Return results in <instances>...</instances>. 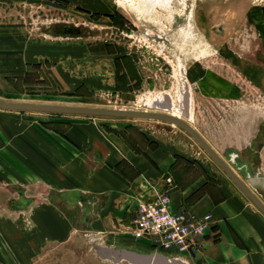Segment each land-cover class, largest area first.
I'll return each mask as SVG.
<instances>
[{
  "label": "rangeland",
  "instance_id": "obj_1",
  "mask_svg": "<svg viewBox=\"0 0 264 264\" xmlns=\"http://www.w3.org/2000/svg\"><path fill=\"white\" fill-rule=\"evenodd\" d=\"M35 40L86 46L98 58L112 55L114 83L100 90L80 85L60 92L48 73L23 70L21 50ZM8 49L16 51L4 52ZM0 57H9L0 59L3 101L166 114L181 108L184 121L264 205V193L253 191L243 178L246 171L251 175L258 169L259 178L264 179V0H0ZM86 61L74 65L83 66ZM216 82L226 86L223 95L215 93ZM161 100L165 107H158ZM117 121L141 125L160 139L172 140L183 157L199 160L208 172L227 178L177 127L155 120ZM231 154L236 155L235 165L230 164ZM236 166L241 168L239 172L234 170ZM21 188L14 191L20 201L25 196ZM3 189L0 184V198L10 197ZM23 202L28 203L27 199ZM73 245L76 252L48 251L42 262L130 264L103 258L96 247L161 253L145 245L140 250L110 247L85 231Z\"/></svg>",
  "mask_w": 264,
  "mask_h": 264
},
{
  "label": "crops",
  "instance_id": "obj_2",
  "mask_svg": "<svg viewBox=\"0 0 264 264\" xmlns=\"http://www.w3.org/2000/svg\"><path fill=\"white\" fill-rule=\"evenodd\" d=\"M57 45L26 43L21 50L24 72L48 73L60 92L80 85L100 90L114 83L112 55L98 58L86 46ZM76 61L86 64L74 65ZM213 86L215 93L226 91L224 84ZM41 115L0 110V184L10 194L0 198L5 203L0 204V264H45L42 256L59 249L71 254L83 231L110 247L140 250L145 245L159 252L151 241L135 239L132 228L137 205L160 191L168 193L173 210L184 206L195 216L212 215L201 249L181 255L182 264H264L261 214L227 178L183 157L172 140L117 118L101 122ZM256 170L251 175L245 170L243 178ZM19 187L25 194L21 201L20 195L14 197ZM251 189L262 195L261 189Z\"/></svg>",
  "mask_w": 264,
  "mask_h": 264
},
{
  "label": "water",
  "instance_id": "obj_3",
  "mask_svg": "<svg viewBox=\"0 0 264 264\" xmlns=\"http://www.w3.org/2000/svg\"><path fill=\"white\" fill-rule=\"evenodd\" d=\"M0 110L89 117L145 119L161 121L171 124L177 127L183 133H185L203 151V153L224 173V175L229 179V181L242 193V195L253 205V207L264 217L263 203H261V201L251 192L247 185H245V183H243L237 177V175L231 170V168L211 149V147L203 140V138L197 133V131L194 130L193 127H191L184 120L176 118L172 115L148 111H130L53 104L17 103L5 102L3 100H0ZM235 157V154L230 155L229 161L231 165L233 164V159ZM235 170L237 169L235 168ZM246 183L251 188H255L257 190L261 189L263 191L262 194L264 193V179L259 178V172L257 170L252 177L246 176ZM96 251H98L99 255L103 258L113 257L117 261L125 260L130 264H170L171 261H175L174 259L168 258L161 253L148 254L127 249L113 250L106 248L102 249L100 247H96Z\"/></svg>",
  "mask_w": 264,
  "mask_h": 264
},
{
  "label": "built area",
  "instance_id": "obj_4",
  "mask_svg": "<svg viewBox=\"0 0 264 264\" xmlns=\"http://www.w3.org/2000/svg\"><path fill=\"white\" fill-rule=\"evenodd\" d=\"M212 224L210 213L195 216L184 206L173 210L168 193L160 191L137 205L132 235L151 241L166 257L180 261L181 255H193L201 249Z\"/></svg>",
  "mask_w": 264,
  "mask_h": 264
},
{
  "label": "bare ground",
  "instance_id": "obj_5",
  "mask_svg": "<svg viewBox=\"0 0 264 264\" xmlns=\"http://www.w3.org/2000/svg\"><path fill=\"white\" fill-rule=\"evenodd\" d=\"M5 102H7V101H5ZM158 107H165V104H164V100H161V101H159L158 102ZM181 109V108H180ZM180 109L178 110V111H176V112H172V113H167V114H169V115H172V116H174V117H176V118H179V119H181V120H185V119H183V118H186L185 117V112H183V113H180ZM166 114V113H165ZM173 126V125H172ZM177 260H175V261H171L170 262V264H181V262L179 263L178 261L176 262Z\"/></svg>",
  "mask_w": 264,
  "mask_h": 264
},
{
  "label": "trees",
  "instance_id": "obj_6",
  "mask_svg": "<svg viewBox=\"0 0 264 264\" xmlns=\"http://www.w3.org/2000/svg\"><path fill=\"white\" fill-rule=\"evenodd\" d=\"M153 246V245H152ZM154 247V246H153ZM159 252L163 253L161 250H158Z\"/></svg>",
  "mask_w": 264,
  "mask_h": 264
},
{
  "label": "flooded vegetation",
  "instance_id": "obj_7",
  "mask_svg": "<svg viewBox=\"0 0 264 264\" xmlns=\"http://www.w3.org/2000/svg\"><path fill=\"white\" fill-rule=\"evenodd\" d=\"M264 198V197H263Z\"/></svg>",
  "mask_w": 264,
  "mask_h": 264
}]
</instances>
